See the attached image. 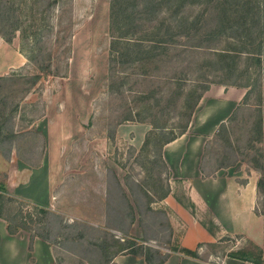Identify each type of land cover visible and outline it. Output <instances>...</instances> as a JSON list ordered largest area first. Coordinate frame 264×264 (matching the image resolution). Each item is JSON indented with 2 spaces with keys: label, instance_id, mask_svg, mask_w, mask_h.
<instances>
[{
  "label": "rangeland",
  "instance_id": "1",
  "mask_svg": "<svg viewBox=\"0 0 264 264\" xmlns=\"http://www.w3.org/2000/svg\"><path fill=\"white\" fill-rule=\"evenodd\" d=\"M31 1L19 5L23 23L49 20L53 28L43 34L37 55L32 60L24 57L21 65L5 73L11 76L0 81V110L10 118L6 129L14 132L0 144V181L6 173L9 193L35 201L28 197L29 191L41 192L43 201L35 202L49 205L67 222H75V227H68L71 232L81 228L85 238L117 237L124 243L134 238L136 243L153 247L155 260L171 247L183 245L185 236L194 246L203 243L198 252L207 261L213 262L222 250L255 258L259 251L243 234L218 231L210 239L200 220L208 222L212 214L197 208L193 215L176 200L175 194L185 201L188 194L180 181L169 180L156 149L147 145L135 152L126 139L116 137L117 125L149 119L150 112L168 120L167 133L154 139L158 146L186 120L184 96L196 84L194 79L200 80L196 90L208 81L209 87L230 85L233 75L227 72V57L218 59L217 53L229 47L227 20L239 14L240 6L234 4L235 9L228 11L229 0H134L128 11L127 34L118 36L120 42H116L124 55L113 50L117 58L110 61L109 75L108 49L113 38L108 29L109 0H38L33 10ZM252 1L263 4V0ZM117 3L122 7L126 1ZM10 4L0 0V28L2 12ZM175 20L188 22L178 27ZM159 25L160 32L151 37L149 30ZM167 25L171 31H166ZM113 34L118 35L117 31ZM126 40H141L151 49L135 60L137 48L131 44L123 47ZM19 41L16 31L8 48L19 50ZM236 61L245 64L244 55ZM40 64L47 68L39 69ZM34 73L41 77L31 84ZM253 100L251 95L249 102ZM248 107L242 106L225 130L207 143L208 164L254 166L251 158H259L256 148H263L264 142L250 139ZM112 129L115 136L109 139ZM153 138L151 135L149 140ZM38 161L43 162L42 167L29 178ZM48 173L53 185L43 183V175ZM168 182L171 193L161 199L160 192ZM39 183L42 189L37 187ZM258 201L259 209H264V197ZM5 229L0 228V263L7 251L16 256L18 264H35L28 255L29 233L10 234ZM220 237L224 239L217 241ZM198 238L201 240L196 242ZM209 240L217 241L216 245H208ZM46 246L51 253L46 264H53V254L60 257V264L103 262L99 250L84 239L81 243L64 239L54 247Z\"/></svg>",
  "mask_w": 264,
  "mask_h": 264
},
{
  "label": "trees",
  "instance_id": "2",
  "mask_svg": "<svg viewBox=\"0 0 264 264\" xmlns=\"http://www.w3.org/2000/svg\"><path fill=\"white\" fill-rule=\"evenodd\" d=\"M9 1L11 4L4 9V12H2V21L4 22L2 26L3 28H0V36L7 42H11L13 34L18 31L20 33L19 51L24 55V57L27 58V60H32L37 55L36 51L42 46L40 40L43 34L46 32H51L53 28L52 24L49 20H33L30 23L24 24L23 20H21L22 15L19 5L25 4L27 0ZM37 1L38 0H32L30 2L29 7L31 10H33ZM117 1L119 2L124 0H109L108 29L109 35L113 37L110 40V47L108 49L109 56L107 69L109 75L110 69L112 68L110 61L117 58L115 57L116 54H119L120 56L124 55V52L117 48L116 42H120L118 36H124L127 34V23L131 21V16H129L130 12L128 11L129 7L131 8L134 0H125L126 4L122 7L119 6ZM234 4H236L235 7L239 8L240 6V9L238 10V15L232 16L231 13L228 14L229 17L232 16L229 18V20H227V27H229L227 33L231 38V42L228 45L229 47L227 46V51H219L217 53V57L218 59H225V57H227V72L229 75H233V81L230 83V85L246 87V93L244 94L241 102L235 107L233 112L227 118L226 123L228 124L229 121L233 120L235 114L242 106H249L248 108H250L252 116V120L248 124V130L251 131L252 134L250 139L262 143L264 142V0L263 4H261L259 1L253 2L252 0H229L227 4V10H234L235 7H232ZM31 16H35V14L31 13ZM186 22H188V20H175V25L180 27ZM160 29V25L152 26V28L149 30L151 37L156 36V34L160 32ZM181 29L183 28H179V30ZM115 31H117L118 35L114 36L113 33ZM166 31H171L170 25H167ZM122 43L123 47H126L128 44L136 46L137 53L134 56L135 60L143 58V52H148L151 49V46L145 48L141 40H126ZM69 49L70 48H68V50ZM113 50L116 51V54H113ZM239 55H244L245 58V64L241 66L239 64L237 65L236 61ZM38 68L42 70L47 68V65L40 64ZM10 76L11 74H2L0 75V81L8 79ZM40 77V73L32 74L30 76L31 79H29L30 83L34 84ZM237 79H240L241 82H237ZM194 80L196 84H194L193 87L185 94V102L183 100L184 105L188 107V112L186 114L185 112H179V114H185L186 120L184 123L178 125L179 129L177 131H172L170 134H167V136L162 138L161 143H158V146L156 142H154V139L156 140L167 133V118L162 120L161 116L153 115L149 112L147 114L148 117H150L149 119L142 118L138 120L147 121L151 124V129L145 138L141 150L145 149L147 145H150L154 150L156 149L160 156V149L163 143L175 138L177 135L183 133L186 130L188 121L195 105L197 104L203 92L209 88L207 85L209 82L208 81L201 86L202 88L200 90H196L195 86L197 87L200 85V80H198V78ZM193 95L194 98L191 100ZM251 95H253L254 100L249 102ZM7 117L9 118V116H5L4 112L0 110V144L9 139L8 136L10 133L14 134V132L11 131L9 133V131L6 129L5 123ZM226 123L222 122L219 125L217 135H219L221 131L225 130ZM151 135L154 137L152 142L149 140ZM114 136L115 129H112L107 137L110 139L114 138ZM228 143L232 145L231 142ZM256 149L259 158L253 156L251 161L255 167L262 169L263 148L259 147ZM25 160L29 162L27 159ZM39 164V161L34 163L35 166H38ZM222 164L227 163H219L218 165ZM6 175V173H3V180L0 181V218L4 220L5 228L10 234H16L21 230L27 231L29 233V247H32V241L34 237L42 238L43 240L47 241L51 247H54V245L64 239L72 240L78 243H81V241L84 239L87 240V244H94V246L101 253L103 262H100V260L98 264H112L115 257L118 254L123 253H132L141 256L148 264H163L171 252H178L186 256L202 259L198 252V248L203 245L202 242H197L194 247H187L184 245L171 247L166 254L159 256L157 260H155L153 247L150 245L136 243L134 238H127L125 243L122 242L123 239L120 240L117 237L109 238L106 236H96L89 239L85 238V232L81 228H77L75 232L68 230V227H75L76 223L67 222L65 218H63L62 214L51 209L49 205L30 201L29 199L9 193L5 182ZM258 186H264L263 178L258 179ZM170 193L171 186L168 182L166 187L161 190L160 198L164 199ZM174 196L176 200L179 201V203H181L185 208L189 209L193 215L196 214L198 211L197 207L189 196H186V201L176 194ZM24 206L28 207L29 209L23 210ZM56 222L60 226L59 228H56ZM200 222L213 237H215L216 233L220 231V226L215 222L213 217L209 219L208 222L205 220H200ZM54 229H57V231H54ZM220 239L224 238L220 237L217 241ZM217 241L210 240L207 241V244L214 246L216 245ZM252 243L259 251V254L255 258L239 256L234 252L227 250H222L221 254H219V257L228 255L242 259H251L254 262L260 263L263 257V250L255 242ZM53 256V264H60V257L56 256L55 254H53ZM79 264L87 263H84L83 260H81ZM89 264H93V262H90Z\"/></svg>",
  "mask_w": 264,
  "mask_h": 264
},
{
  "label": "crops",
  "instance_id": "3",
  "mask_svg": "<svg viewBox=\"0 0 264 264\" xmlns=\"http://www.w3.org/2000/svg\"><path fill=\"white\" fill-rule=\"evenodd\" d=\"M9 44L10 42L0 36V75L7 73L10 68L18 67L24 61V55L17 48H8ZM245 93L246 87L243 86L210 85L195 105L186 130L163 143L160 157L169 174V180L171 178L170 181H180L197 208L212 214L221 232L243 234L258 244L263 249L262 261L257 263L251 259L224 255L211 262L171 252L163 264H264V209H259L258 203L259 197H264V187L258 186V179L264 180V159L262 169L252 165H246L245 168L244 163L212 165L205 161L207 143L216 138L219 125L227 122V118L241 102ZM150 129L151 124L147 121L124 122L117 125L116 137L126 139L135 148V152H138ZM262 145L264 155V143ZM42 164L43 162L31 167L29 178L33 171L36 172L42 167ZM50 178V173L44 174L43 183L50 184ZM39 184L37 187L42 189L43 185ZM50 185H53L52 182ZM33 191H29L28 197L35 201H43L41 192ZM0 228L5 229V222L1 218ZM206 232L212 237L210 239H214L208 231ZM198 240L201 238L196 242ZM182 243L188 247L194 246L186 236L182 238ZM46 245L47 241L39 237L33 238L28 255L33 258L35 264H46L45 259L50 253L47 248L49 246ZM4 253L2 264H18L15 255L7 251ZM112 264L148 263L141 256L123 253L118 254Z\"/></svg>",
  "mask_w": 264,
  "mask_h": 264
}]
</instances>
